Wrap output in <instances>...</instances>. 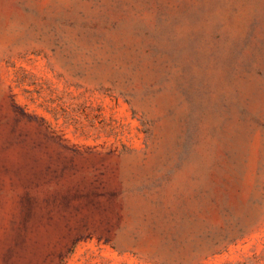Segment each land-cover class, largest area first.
I'll return each mask as SVG.
<instances>
[{
	"label": "rangeland",
	"instance_id": "obj_1",
	"mask_svg": "<svg viewBox=\"0 0 264 264\" xmlns=\"http://www.w3.org/2000/svg\"><path fill=\"white\" fill-rule=\"evenodd\" d=\"M0 264H264V0H0Z\"/></svg>",
	"mask_w": 264,
	"mask_h": 264
}]
</instances>
